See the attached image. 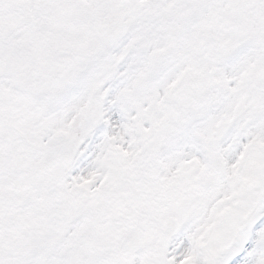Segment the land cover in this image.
<instances>
[{"label": "snow or ice", "instance_id": "snow-or-ice-1", "mask_svg": "<svg viewBox=\"0 0 264 264\" xmlns=\"http://www.w3.org/2000/svg\"><path fill=\"white\" fill-rule=\"evenodd\" d=\"M0 264H264V0H0Z\"/></svg>", "mask_w": 264, "mask_h": 264}]
</instances>
